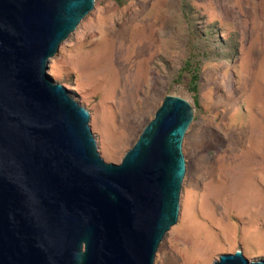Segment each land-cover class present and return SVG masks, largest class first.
Wrapping results in <instances>:
<instances>
[{
	"label": "rangeland",
	"instance_id": "obj_1",
	"mask_svg": "<svg viewBox=\"0 0 264 264\" xmlns=\"http://www.w3.org/2000/svg\"><path fill=\"white\" fill-rule=\"evenodd\" d=\"M48 71L115 164L167 95L192 105L179 218L154 264L264 260V0H96Z\"/></svg>",
	"mask_w": 264,
	"mask_h": 264
},
{
	"label": "water",
	"instance_id": "obj_2",
	"mask_svg": "<svg viewBox=\"0 0 264 264\" xmlns=\"http://www.w3.org/2000/svg\"><path fill=\"white\" fill-rule=\"evenodd\" d=\"M96 0H0V264H154L179 218L192 105L167 95L119 164L49 74ZM213 264H264L241 250Z\"/></svg>",
	"mask_w": 264,
	"mask_h": 264
},
{
	"label": "trees",
	"instance_id": "obj_3",
	"mask_svg": "<svg viewBox=\"0 0 264 264\" xmlns=\"http://www.w3.org/2000/svg\"><path fill=\"white\" fill-rule=\"evenodd\" d=\"M198 80H199L198 69H195V73L192 75V78H191V84H192L193 90H197V82H198Z\"/></svg>",
	"mask_w": 264,
	"mask_h": 264
},
{
	"label": "bare ground",
	"instance_id": "obj_4",
	"mask_svg": "<svg viewBox=\"0 0 264 264\" xmlns=\"http://www.w3.org/2000/svg\"><path fill=\"white\" fill-rule=\"evenodd\" d=\"M256 79V78H255ZM259 79H261V78H259ZM254 86V85H253Z\"/></svg>",
	"mask_w": 264,
	"mask_h": 264
}]
</instances>
